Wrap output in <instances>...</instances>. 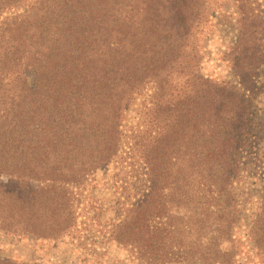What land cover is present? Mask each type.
I'll return each mask as SVG.
<instances>
[{
  "label": "trees",
  "instance_id": "16d2710c",
  "mask_svg": "<svg viewBox=\"0 0 264 264\" xmlns=\"http://www.w3.org/2000/svg\"><path fill=\"white\" fill-rule=\"evenodd\" d=\"M29 1L0 0V229L72 234L76 190L119 157L126 111L151 84L157 135L130 142L144 185L113 239L141 263L237 264L233 185L259 91L242 77L263 63L246 19L233 85L203 74L205 46L192 42L205 0Z\"/></svg>",
  "mask_w": 264,
  "mask_h": 264
},
{
  "label": "rangeland",
  "instance_id": "374dc122",
  "mask_svg": "<svg viewBox=\"0 0 264 264\" xmlns=\"http://www.w3.org/2000/svg\"><path fill=\"white\" fill-rule=\"evenodd\" d=\"M202 10L204 19L195 27L192 42L205 46L201 52L205 76L233 85L241 81L234 69L236 55L231 49L235 47L244 18V23L249 25L248 36L244 37L249 52L258 57L260 50L263 55V63L255 70V82L253 76L242 77L246 84L259 89L251 97L249 117L255 122L252 128L257 129L248 150L239 159V173L233 187L240 203L237 264H264V0H205ZM12 13L13 10L5 15ZM186 81L187 77L179 75L175 85L184 89ZM152 94V85H147L126 111L119 157L76 190L81 195L78 228L58 240L0 229V259H11L17 264H147L136 259L127 245L115 241L113 231L124 220L129 201L144 185V168L139 156L131 150L130 142L133 137H140L141 141L142 136L157 135L148 109ZM171 258L167 263L154 264H177V256L173 254Z\"/></svg>",
  "mask_w": 264,
  "mask_h": 264
}]
</instances>
